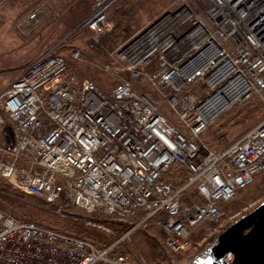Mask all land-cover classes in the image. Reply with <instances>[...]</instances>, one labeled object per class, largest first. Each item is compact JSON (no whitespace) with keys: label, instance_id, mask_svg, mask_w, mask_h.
<instances>
[{"label":"built area","instance_id":"1","mask_svg":"<svg viewBox=\"0 0 264 264\" xmlns=\"http://www.w3.org/2000/svg\"><path fill=\"white\" fill-rule=\"evenodd\" d=\"M114 1H93L84 22L92 44L109 31ZM206 1L202 17L183 7L123 43L115 59L123 76L112 69L119 76L109 91L77 77L70 57L46 53L31 61L0 94V176L49 205L152 223L173 254L197 226L218 221L264 173V0ZM253 97L261 121L211 150L204 133ZM88 225L109 244L97 247L0 210V264H136L124 243L136 225L121 235Z\"/></svg>","mask_w":264,"mask_h":264},{"label":"rangeland","instance_id":"2","mask_svg":"<svg viewBox=\"0 0 264 264\" xmlns=\"http://www.w3.org/2000/svg\"><path fill=\"white\" fill-rule=\"evenodd\" d=\"M93 1L0 0V94L18 78L29 60L41 50H49L46 53L60 54L66 58L71 56L73 50L78 51L79 57L71 61L72 72L79 78L93 81L100 90L108 91L117 84L118 77L107 69H119L115 59L123 43L167 11L175 13L186 6L194 16L202 17L207 4L206 0H115L107 11L109 31L100 36L96 44H92L93 34L84 22L90 14ZM32 13H35V18L28 19ZM117 72L123 76V70ZM165 110L172 115L168 107ZM262 114L260 100L253 98L217 117L202 139L211 150H223L256 126ZM263 202L264 173L257 177L250 189L224 207V215L218 221L192 230L180 253L173 254L166 248V235L161 229L152 223L137 225V220L124 224L130 228L136 225L134 232L124 239L125 251L129 252L127 256L136 264H189L213 243L220 231ZM0 210L19 219L70 232L68 234L77 237H105L100 230L88 225L89 217L116 223L69 205H49L42 198L24 194L1 176ZM115 223L110 225L111 228L103 226L118 235L123 233H118V230L129 229L119 228Z\"/></svg>","mask_w":264,"mask_h":264},{"label":"water","instance_id":"3","mask_svg":"<svg viewBox=\"0 0 264 264\" xmlns=\"http://www.w3.org/2000/svg\"><path fill=\"white\" fill-rule=\"evenodd\" d=\"M193 264H264V202L219 233Z\"/></svg>","mask_w":264,"mask_h":264},{"label":"trees","instance_id":"4","mask_svg":"<svg viewBox=\"0 0 264 264\" xmlns=\"http://www.w3.org/2000/svg\"><path fill=\"white\" fill-rule=\"evenodd\" d=\"M93 82V81H92ZM253 98H256V97H253ZM253 98H251V99H253ZM250 99V100H251ZM249 100V101H250ZM236 107V106H235ZM234 108V107H233ZM232 108V109H233ZM171 178H172V176H170ZM171 182H172V185H173V187L174 188H177L178 186H179V183H178V181H173L172 179H171ZM6 213V212H5ZM6 214H8V213H6ZM9 216H11V217H13V218H15V219H19V218H17V217H14V216H12V215H10V214H8ZM95 215H98L97 213H95ZM89 221L91 222V223H94V224H97V225H104V226H110L111 224H113V223H115V222H112V221H105V220H96L95 218H90L89 217ZM116 224V223H115ZM125 223H117L116 225H119V228L120 227H125V228H129L130 226H128V224L127 225H124ZM39 225V224H38ZM39 226H42V225H39ZM43 227H47V228H50V229H53V230H57V231H59V229H57V228H54V227H52V226H43ZM110 228H111V226H110ZM118 228V229H119ZM63 231V230H62ZM70 231V230H69ZM119 232L118 233H121V232H124V231H120V230H118ZM222 231H220L219 233H221ZM68 233H70V232H68ZM219 233H218V235H219ZM105 236V235H104ZM80 238H82V239H85V240H87V241H90L91 243H93L94 245H96L97 247H104V246H106V245H108L109 244V242H110V240L107 238V236H105L103 239H97L96 237H89V236H79ZM107 238V239H106Z\"/></svg>","mask_w":264,"mask_h":264},{"label":"bare ground","instance_id":"5","mask_svg":"<svg viewBox=\"0 0 264 264\" xmlns=\"http://www.w3.org/2000/svg\"><path fill=\"white\" fill-rule=\"evenodd\" d=\"M184 7L187 8L186 6H184ZM182 8H183V7H182ZM187 9H188V8H187ZM166 13L173 14L172 12H168V11L165 12L164 14H166ZM181 13H182V16L186 15V12H185V11H184V12H181ZM164 14H163V15H164ZM163 15H160V17L163 16ZM158 18H159V17H158ZM158 18H157V19H158ZM155 20H156V19H155ZM173 20H175V18H173L172 21H173ZM152 22H153V21H152ZM149 24H150V23H149ZM149 24H148V25H149ZM75 52H77V51H75ZM45 54H46V53H45ZM55 54H56V53H55ZM71 54H73V52H71ZM59 55H60V54H59ZM61 56H62V55H61ZM111 56H113V55H111ZM64 57H65V56H64ZM69 60H70V65H71V61H72L71 56H70V59H69ZM115 63H116V61H115ZM119 63L122 64L121 62H119ZM116 64H117V63H116ZM28 65H29V64H28ZM28 65H27V66H28ZM27 66H26V67H27ZM26 67H25V68H26ZM23 71H24V70H23ZM23 71H22V72H23ZM107 71H110V72L113 73V75H115V76H119V75H118L115 71H113V70L107 69ZM19 76H20V75H19ZM19 76H18V77H19ZM110 90H111V89H110ZM108 91H109V90H108ZM0 112H1V111H0ZM59 163H60V165H61L64 169H68V165H67V163H66L63 159H61ZM79 163H80V165L84 166V165L86 164V160H82V161H80ZM72 208H74V209H79V208H77V207H72ZM4 213H5V212H4ZM5 214H6V213H5ZM7 215H8V214H7ZM10 217H11V216H10ZM12 218H13V217H12ZM14 219H15V218H14ZM56 231H57V230H56ZM61 232H62V231H61Z\"/></svg>","mask_w":264,"mask_h":264},{"label":"crops","instance_id":"6","mask_svg":"<svg viewBox=\"0 0 264 264\" xmlns=\"http://www.w3.org/2000/svg\"><path fill=\"white\" fill-rule=\"evenodd\" d=\"M49 50H47V51H44V50H41L38 54H36L32 59H30L29 60V62L27 63V65L31 62V61H33L35 58H37V57H39L40 55H42V54H45L46 52H48ZM69 55H70V53H69ZM26 65V66H27ZM25 66V67H26ZM23 71V70H22ZM19 74H21V72L19 73Z\"/></svg>","mask_w":264,"mask_h":264}]
</instances>
